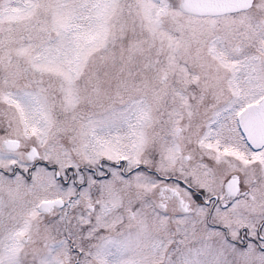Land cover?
Wrapping results in <instances>:
<instances>
[{
    "label": "snow or ice",
    "instance_id": "1",
    "mask_svg": "<svg viewBox=\"0 0 264 264\" xmlns=\"http://www.w3.org/2000/svg\"><path fill=\"white\" fill-rule=\"evenodd\" d=\"M0 264H264V0H0Z\"/></svg>",
    "mask_w": 264,
    "mask_h": 264
}]
</instances>
